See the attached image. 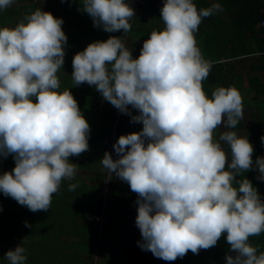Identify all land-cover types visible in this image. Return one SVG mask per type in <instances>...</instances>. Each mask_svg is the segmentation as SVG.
Masks as SVG:
<instances>
[{
    "label": "clouds",
    "instance_id": "clouds-1",
    "mask_svg": "<svg viewBox=\"0 0 264 264\" xmlns=\"http://www.w3.org/2000/svg\"><path fill=\"white\" fill-rule=\"evenodd\" d=\"M12 3L0 0V10ZM80 9L105 31L130 29L127 0H81ZM219 9L215 0L199 9L193 0H164L163 26L150 31L138 56L110 35L75 52L70 75L72 85L94 86L142 123L114 141L116 158L107 150L100 158L110 177L127 181L137 194L141 248L174 260L215 245L223 233L235 253H225L223 264H264V251L249 242L264 231V199L247 177L238 178L241 170L256 168L264 180V156L253 162L252 143L234 130L242 117L238 90H202L210 64L194 32L202 17ZM61 24L37 7L15 25L0 26V156L11 153L14 160L11 171L0 174V193L31 211L49 208L61 180L75 175L69 156L89 147V124L69 88L59 87L66 44ZM220 125L224 130L214 138ZM260 140L264 144V135ZM4 257L25 264V248L18 243Z\"/></svg>",
    "mask_w": 264,
    "mask_h": 264
},
{
    "label": "trees",
    "instance_id": "trees-1",
    "mask_svg": "<svg viewBox=\"0 0 264 264\" xmlns=\"http://www.w3.org/2000/svg\"><path fill=\"white\" fill-rule=\"evenodd\" d=\"M44 1L47 2L48 5L49 3L54 4L55 1L58 5L62 2V0ZM131 1L133 2V0H127V3L132 7L134 4H132ZM140 1L143 2V8L136 15H134L136 12H133V16H135L134 22L136 23L137 28L134 29L135 34H129V36L133 35L132 37L134 40L128 41L127 44H134V52L131 50V54L134 58L138 56L141 48H139V46H142L143 40L148 37L150 31L153 29L159 30L163 26V22L159 16L160 8L164 0ZM77 2L80 3V1ZM193 2L199 9L200 7L209 6L213 0H193ZM215 2L219 3L221 7L220 10L206 17H202L197 30L194 32L196 45L203 58L210 64L207 77L202 80V90L208 95H210L212 90L218 86L233 87L232 80L237 81L238 85L241 83L243 77V73L241 72L232 74V78L226 76L228 67L225 63L227 61H232V65L229 67L233 70L237 65L243 66V61L257 55L260 58V62L252 65L250 70L259 72L258 75L261 77L263 75L262 72H264V26L260 24L261 21L264 20V0H215ZM2 13L3 11H0V15H2ZM227 14L229 15L228 17ZM69 15L74 19L78 18L74 22H70L71 20L68 21L66 19L61 24V28L66 35V43H69L67 44V48L64 47V52L75 53L82 50L89 42H91L90 39L104 40L110 35L123 38V35L125 33L127 34V32H123V30L120 29L115 30V33L110 35H108V31H105V34H99L100 36L97 34L95 35L92 34V30L89 27L90 25H93L92 20H89V14L86 16L85 13H70ZM132 17L129 18V22ZM3 20L4 19H0V26L4 25ZM64 27H68V30L63 29ZM126 47L129 48V46ZM71 60L72 58L63 57V64L57 71L60 80L59 87L61 90L69 88V91L77 101L82 115L87 120L89 124V147L78 155H70L69 160L70 162L76 163V168L87 169V167H90L91 164L98 161V159L100 162L103 153L106 150L109 151L110 146L113 145L114 141L120 134L133 131V128L129 125V113L116 114V116H114L113 114L108 113L107 109L101 108V99L103 98L94 86L89 85L86 82H81L79 85H72L70 75L72 71ZM260 81H262L261 78ZM251 84L258 86L254 79L251 80ZM258 90L259 89H257V95L261 93L260 95H262L263 98H259V101H257L256 104L262 118H264V89H261V91ZM103 102L107 103V100L103 99ZM136 113V109H131V114ZM112 117L115 119L112 120ZM256 120V114H254L255 123L264 125L263 122L259 123ZM97 121H100L102 124L100 127L96 125ZM242 126L243 118L241 117L234 128ZM99 128H102V141L97 143L95 137H93V139H90L89 137L92 132L98 131ZM217 135L218 129H215L213 137L215 138ZM253 142L257 143V146L253 147V152L251 154L254 162L256 157L260 156V150L264 148V144H262L261 141ZM222 146L227 152V145L222 142ZM88 149H92V152H87L89 151ZM96 155H99V157L96 158ZM113 176L114 174L108 181V193H106L105 184L103 183L105 174L102 175L101 172L97 183H92L93 181H96L93 177H89L88 175L85 177L84 174H78L76 172L71 180L62 179L58 191L52 194L51 203L47 210L31 211L26 207L25 213L31 218L25 220L28 222L29 226H25V221L16 225L18 221L15 220L13 223L10 221L11 224H8L7 231L4 233L0 231V235H5L7 233L5 235V244L1 245L8 250L15 247L18 243H21L25 248V264H89L86 259L93 257L94 250V255H96V251L99 249L97 247H101L102 244L101 241L99 243L97 241L96 247V239L98 240V236H100V240L105 238L104 233H106V229L111 223V218H115V215H113V209L117 206L120 207L122 202L132 203L131 199L126 198L124 194L125 191L123 187L121 188V184L116 180H113ZM243 177H247L251 181V183L257 188V192L260 194L261 199H264V180L257 178L258 169L249 168L245 171L241 170L238 178ZM70 183H74L76 187L69 190L68 185ZM130 194L131 192L128 191L126 193L127 197ZM104 197L107 198L106 201L103 199ZM21 208L23 209L25 206L22 205ZM103 208L106 216L109 218V222L105 225L104 230L100 232L97 225L94 222L93 224L91 222L93 221V214L99 213ZM86 210H88L87 214L84 212ZM11 211L12 210L7 209L4 213L1 211L3 216L0 217V222L1 220L6 221L8 215L13 218L14 214ZM6 212L8 213L6 214ZM34 216L43 222H33L34 220L32 219ZM76 217H82L85 223H91L89 229L86 230V227L84 228V222L74 219ZM87 217H91V222L89 221L90 218L86 219ZM68 222H72L74 223V226H78L80 232L84 231L83 236L85 240H82L78 234L73 233L70 229L67 234H65L66 232L61 233L63 227L68 225ZM59 224L61 230H59ZM55 225H57L58 228H54ZM12 233L14 236L10 237ZM86 235H88V239L85 237ZM61 241H68L71 247L69 249L65 247L66 250L59 248L56 255L54 251L59 247ZM74 241H79L77 243L80 245L78 247L74 246ZM249 242L256 247L257 253L264 251V231L258 235L250 236ZM88 244L91 248H86V245ZM222 245H227L229 247L223 233L217 239L215 245L207 248L206 253L201 252L202 249H199V254L194 257L190 255V251H187L184 254L186 260L184 259V261L180 263H213L212 258L218 256L219 248ZM114 255L115 254H112L110 256L109 262L115 260ZM117 258L120 259V264H135L134 262L138 261V264H143L146 262L150 263L151 254H147L145 258L140 256L136 261H130V259H127L125 262H122L123 258ZM174 263H178L176 259L174 260ZM218 263L220 264L221 262Z\"/></svg>",
    "mask_w": 264,
    "mask_h": 264
},
{
    "label": "crops",
    "instance_id": "crops-1",
    "mask_svg": "<svg viewBox=\"0 0 264 264\" xmlns=\"http://www.w3.org/2000/svg\"><path fill=\"white\" fill-rule=\"evenodd\" d=\"M13 1H17V0H13ZM55 1V0H54ZM67 1H71L72 2V6L68 5V9L65 10L64 9V1L61 2V4H56V1L54 4H52V14L54 16L55 12H61L63 13L62 15V22H64V20H68L70 22H74L76 19L71 18V16L69 15L70 13H85L86 16H88V13L83 11L82 9H80V3L77 2L79 0H67ZM134 1V0H133ZM141 3H143L141 1ZM36 5L33 4H28V5H20V6H12V7H7L5 9H2L0 11H3L2 15L4 17H2V15H0V19H4V25L3 26H13L15 25L18 21H20L25 15H27L28 13H30L31 11L35 10ZM143 8V5H142ZM141 8V9H142ZM221 8V7H220ZM220 10V9H219ZM229 15L227 14V17ZM86 18V17H85ZM89 20H92L91 16L89 18ZM90 26H94V25H90ZM99 26V25H97ZM91 28V27H90ZM63 29L68 30V27H64ZM92 34H95V32L92 31ZM96 35V34H95ZM94 35V36H95ZM195 37V36H194ZM68 54H74V52H64V56L65 58H72V56H68ZM260 58L255 55L245 61H243V66L242 65H237V67L233 70H231L229 67L230 65H232V61H227L225 64L228 67V70L226 72V76L228 78H232V74L235 73H243V77L241 80V83L238 85L237 81L232 80L233 82V87H235L238 92L241 95L242 98V114L245 112L243 107H246L248 109V113H249V117L250 120L253 124V128L251 129H246V134L244 133L245 136H247V139L252 143V146L255 147L257 146V143L255 142H260V137L261 135H264V125H259L256 124L254 121V114H256V118H257V122L261 123L263 122L264 124V118H262L260 111L258 110L257 107V101H259V98H263L262 95H260L261 93H259V95H257V89H259L258 91H261V89H264V72L262 77L259 76V72L257 71H251L250 67H252V65L254 64H258L260 62L259 60ZM227 60V59H226ZM241 66V67H239ZM252 73V75H251ZM250 77V78H249ZM260 78L262 81H260ZM254 79L257 82L258 86H254L251 84V80ZM257 87V88H255ZM244 93V97L243 94ZM102 100V99H101ZM254 113V114H253ZM100 122V121H99ZM129 125H131V127L133 128V131H138L141 127H142V123L141 122H134L131 119H129ZM102 124L100 123L99 125H97L98 127H100ZM217 129V128H216ZM102 128L98 129V131H94L92 132L91 130V134H90V139H93V137H95L96 142H101L102 141V134L101 131ZM234 130L237 132L239 130H243V126L239 127V128H234ZM238 135H242L239 132H237ZM93 134V136H92ZM97 135V136H96ZM99 138V141H98ZM89 151L87 152H92V149H88ZM260 156H264V148L260 150ZM96 158L99 157V155L95 156ZM95 163H99V159L98 161H96ZM91 166L87 167V169H80V168H76L78 169L76 173L78 174H84L85 177L88 175L90 176V171H91ZM92 183H97V181H93ZM128 184V183H127ZM124 191L126 189V191L131 190L129 187L126 186H122ZM126 198L131 199L132 203L130 202H125V203H121V206H117L113 209V215H115V218H111V223L109 225V227L106 229V233H104L105 238L103 240H100V236H98V240L96 239V247H97V241L98 243L101 241V247L98 246L97 248V254L93 255L92 258L86 259L88 261V263L92 262V260L96 259L98 264H111L113 262H109L110 260V256L112 254H116V252L118 251V256H120L121 258H123L122 262H125L130 256H133L134 258H136V260H138V258H140L142 253L145 254H149L148 249L146 248H141L140 244L138 243V241H141L142 238L140 236V231L139 228L136 226L135 224V216H136V199H137V194L136 193H131L128 197L126 195V193H124ZM86 214L88 213V210L84 211ZM80 222H84V219L82 217L79 218H74ZM92 223V222H91ZM93 224V223H92ZM111 235V236H110ZM104 241V242H103ZM103 246V247H102ZM103 248V251H102ZM148 252H147V251ZM151 252V251H150ZM106 255H109V257H106ZM102 257H105L102 261ZM135 264H138V262H134ZM91 264V263H90ZM116 264V263H114ZM143 264H159L155 259L154 256L152 255V259L150 260V263L146 262ZM161 264H164V262H162Z\"/></svg>",
    "mask_w": 264,
    "mask_h": 264
},
{
    "label": "rangeland",
    "instance_id": "rangeland-1",
    "mask_svg": "<svg viewBox=\"0 0 264 264\" xmlns=\"http://www.w3.org/2000/svg\"><path fill=\"white\" fill-rule=\"evenodd\" d=\"M62 1H64V9L65 10H67L68 9V5H70V6H72V2L71 1H67V0H62ZM80 2H81V0H79ZM131 3L132 4H134V6H132L133 7V12H136L134 15H136L140 10H141V8H142V5H143V3H141V1L140 0H135V1H131ZM22 4H24V5H28V4H33V5H36V8L37 7H41V9L42 10H47V11H50L51 12V9H52V4L51 3H49V5H48V3L47 2H45L44 0H17V1H13V3L10 5V6H8V7H12V6H14V5H16V6H20V5H22ZM35 8V9H36ZM52 13V12H51ZM55 15L57 16V17H62V15H63V13H61V12H55ZM2 17H4L3 15H2ZM134 20H135V16H133L131 19H130V30L129 31H127V34L125 33L124 35H123V38H121L122 39V41L125 43V45L126 46H129V48H130V50H132L133 52H134V48H135V46H134V44H132V43H130L129 45H127L128 44V41H130V40H134L133 39V35L132 36H129V34L131 35V34H135V32H134V29H136L137 28V26H136V23L134 22ZM89 27H91V30L93 31V32H95V34H97V35H99V34H102V33H104L105 34V30H103V28L102 27H100V26H89ZM112 33H115V31H112V32H109L108 33V35H110V34H112ZM100 36V35H99ZM90 41H95V40H92V39H90ZM82 43V42H81ZM80 43V44H81ZM67 44H69V43H66L65 45H64V47H66L67 48ZM82 45H83V43H82ZM141 46H139V48H140ZM136 48H137V46H136ZM68 56H73V54H68ZM251 75H252V73H251ZM243 95V97H244V93L242 94ZM101 108H105V109H107L108 110V113H111V114H113L114 116H116V114H122V112H120L119 110H117L115 107H113L112 105H111V103L110 102H108L107 101V103H105V102H103V99H102V104H101ZM243 109H244V113L242 114V118H243V130H239V131H237V132H239L240 134H242V135H244V133L246 134V129H251V128H253V124H252V122H251V120H250V117H249V113H248V109L246 108V107H243ZM115 118L114 117H112V120H114ZM100 124V122L99 121H97L96 122V125H99ZM217 129H218V133L220 132V131H223L224 130V128H223V125H220V126H218L217 127ZM109 153H110V155H112L113 156V158H115L116 156H117V154L114 152V150H113V147L112 146H110V148H109V151H108ZM13 165H14V160H13V158H12V154L11 153H9L6 157L5 156H0V174H2L5 170H8V171H11V169H12V167H13ZM91 171H90V176L91 177H93V179L94 180H98V177L100 176V172H101V174L103 175V174H105V178L103 179V183L105 184V191H106V193H108V188H109V184H108V181L110 180V175H109V173H108V171L106 170V169H104L103 168V166L101 165V163L99 162V163H92L91 164ZM102 169H103V171H102ZM78 169H76L75 170V172H78L77 171ZM96 177V178H95ZM100 179V178H99ZM113 180H116L117 182H119L122 186H126V187H129V185L127 184V181H124V180H122V179H120L119 177H117V176H115V174H114V176H113ZM256 190H257V188H256ZM131 193H135V192H133L132 190H129ZM128 191H126L125 190V193H127ZM103 199H105V201L107 200V198L106 197H104ZM21 204H19L15 199H13V198H11L10 196H6L5 194H3V193H0V217L1 216H3L1 213L3 212H5V210L7 209V210H12L11 212H13V218L10 216L9 217V215L7 216V218H6V221L5 220H1V222H0V231H2L3 233L5 232V231H7V228H8V224H11V223H13L15 220H17L18 222L16 223V225L18 224V223H20V222H23V221H25V220H27V219H31V218H29L27 215H26V207L27 206H25V208H21ZM2 211V212H1ZM8 212H6V214H7ZM19 213H21V214H19ZM88 218H90V222H91V217H87L86 219H88ZM32 220H34L33 222H40V223H42L43 221L42 220H40V219H37L35 216H34V218L32 219ZM10 221H11V223H10ZM84 223H85V221H84ZM83 223V224H84ZM92 223H93V221H92ZM15 225V226H16ZM89 225L91 226V223H85L84 224V228L86 227V230L87 229H89ZM80 227V226H79ZM54 228H58V226L57 225H55L54 226ZM81 228V227H80ZM69 229L73 232V233H75V234H78V236L82 239V240H85V238H84V236H83V233H84V231L83 232H80L79 231V228H78V226H74V223H72V222H68V225L67 226H64L63 227V229H62V231H61V233H63V232H66L65 234H67L68 233V231H69ZM59 230H61V226H60V224H59ZM14 233H16V232H14ZM7 234V233H6ZM5 234V235H6ZM5 235H0V264H8V261H7V259L4 257V253H5V251L7 250V248H5L4 246H2L1 244H5ZM14 236V234L12 233L11 234V236L10 237H13ZM87 239H88V235H86L85 236ZM77 242H79V241H74L73 242V245L74 246H79L80 244H78ZM65 247L66 248H70L71 246H70V244L68 243V241H65V242H63V241H61V243H60V245H59V247L57 248V249H55L56 251H54L55 253H56V255H57V253H58V250H59V248H62V249H64V250H66L65 249ZM86 248H91V246L88 244V245H86ZM147 251V250H146ZM148 252V251H147ZM201 252H203V253H206L207 252V249H202V251ZM225 253H229V254H232V255H234L235 253L234 252H230V249H229V247L227 246V245H222L220 248H219V254H217L218 256L215 258V257H213L212 258V262L213 263H210V264H219L218 262H221L220 264H223V262H224V258H225ZM95 254V250L93 251V255ZM149 254H151V259H152V252H150L149 251ZM197 254H199V250L196 252V253H193V252H191L190 251V255L191 256H196ZM146 255L147 254H145V253H142L141 254V256H143L144 258L146 257ZM154 256V255H153ZM106 257H109V255H106ZM117 257H120V256H118V251L116 252V254L114 255V262L113 263H111V264H114V263H116V264H120L121 262H120V259H118ZM105 257H102V261L103 260H105L104 259ZM121 258V257H120ZM97 259V258H96ZM92 260V262H90L91 264H98V262H97V260ZM128 259H130V261L131 260H133V261H136V258H134L133 256H130ZM154 259L159 263V264H161L162 262H164V264H182V263H180V262H183L184 261V259L186 260V258L184 257V255L182 256V257H177L176 258V261L178 262V263H174V260H164V259H161V258H159V257H157V256H154ZM89 263V264H90ZM103 264V263H102Z\"/></svg>",
    "mask_w": 264,
    "mask_h": 264
},
{
    "label": "built area",
    "instance_id": "built-area-1",
    "mask_svg": "<svg viewBox=\"0 0 264 264\" xmlns=\"http://www.w3.org/2000/svg\"><path fill=\"white\" fill-rule=\"evenodd\" d=\"M262 26H264V20L260 23ZM93 222L97 225L98 230L102 232L104 230L105 225L109 222V218L106 216L104 208L99 212L95 213L92 216Z\"/></svg>",
    "mask_w": 264,
    "mask_h": 264
}]
</instances>
